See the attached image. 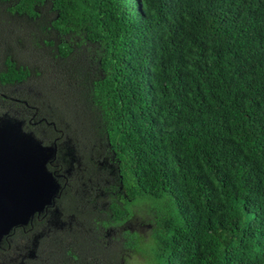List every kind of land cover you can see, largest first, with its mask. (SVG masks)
I'll return each mask as SVG.
<instances>
[{
  "label": "trees",
  "instance_id": "16d2710c",
  "mask_svg": "<svg viewBox=\"0 0 264 264\" xmlns=\"http://www.w3.org/2000/svg\"><path fill=\"white\" fill-rule=\"evenodd\" d=\"M0 13L35 24L25 40L55 79L38 105L64 129L81 87L119 172L111 221L164 204L155 264H264V0H0ZM1 26L0 85H24L30 64L4 50L23 28Z\"/></svg>",
  "mask_w": 264,
  "mask_h": 264
},
{
  "label": "flooded vegetation",
  "instance_id": "af4514ba",
  "mask_svg": "<svg viewBox=\"0 0 264 264\" xmlns=\"http://www.w3.org/2000/svg\"><path fill=\"white\" fill-rule=\"evenodd\" d=\"M38 103L45 101L20 83L0 85V125L18 126L22 136L30 133L42 147L52 150L46 167L56 182L47 202L30 208L25 222L0 236V264H47L56 258L55 264H99L102 251L109 264V252L127 234L125 230L113 235L111 228L128 220L114 223L108 210L119 181L114 154L94 135H78L73 127L64 129L59 119L51 118L55 111ZM94 150L99 151L98 158ZM107 217L109 225L104 224ZM132 239H140L139 234L135 232Z\"/></svg>",
  "mask_w": 264,
  "mask_h": 264
},
{
  "label": "rangeland",
  "instance_id": "374dc122",
  "mask_svg": "<svg viewBox=\"0 0 264 264\" xmlns=\"http://www.w3.org/2000/svg\"><path fill=\"white\" fill-rule=\"evenodd\" d=\"M1 15L0 30L1 25L11 26L8 28L11 33L15 32L19 26L24 30L21 31L23 33L21 36L24 41L23 44L16 42L7 44L4 47L6 53L7 51H12V54L17 58L19 63L26 62L32 68L31 73L33 76L23 86L38 92V88H42V86L51 87L55 79L49 75L51 71L47 62L48 53L33 51L31 44H29V38L25 40L27 33L29 31L31 33L35 24L31 22L28 25H18L16 22H8L10 19L5 15L1 17ZM2 18H7L8 20L1 22L3 20ZM2 29L5 31L4 27ZM1 38L2 36H0V53H2ZM14 48L16 49L15 52ZM90 50H93V48L88 46L78 51L81 56L80 59H84L88 66L93 62L90 59ZM3 68L2 58H0V71ZM51 69L54 71V67H51ZM66 69L70 68L66 67ZM37 72L43 73L44 76L39 78L36 75ZM39 93L43 100L42 92ZM72 93L74 97L70 96L65 101L74 103L73 111H77L78 109L80 111L76 112V114L71 111V114H75V116L72 115L71 118L67 116L68 120L78 135L91 136L93 134L90 129L93 130L92 125L94 126L92 116L88 115L91 113V109L84 102V95L80 86L73 87ZM74 98H76V102L73 101ZM51 118L64 122V115H53ZM21 130L19 128L20 134H22ZM9 144L13 145L14 152L10 150L11 148H9V151L12 154L16 153L15 156L10 155L0 147V189H4L0 197V226H3L0 236L7 232L11 224L25 222L28 218L27 215L29 214L30 208L40 207L47 202L51 194L55 191L56 186L54 178L46 167L48 160L52 156L51 150L48 147L47 149L42 147L30 133H26L24 136L17 135V138L15 137L13 140H10ZM3 147L5 148L6 146ZM42 149H45L44 152ZM105 150L106 147L103 145L100 148V152L103 153ZM93 153L95 158L100 156L98 150H94ZM13 188L19 189L16 192L14 191V195H9L10 192H13ZM139 202L136 203L137 205L135 204L131 207L133 213L126 222L111 228L113 235L117 233L118 236H120L122 231L127 230L126 236L123 238L119 237L117 244L109 252V255L116 256L119 264H155V231H152V229L155 228L156 223L155 215L152 213L153 209L151 208L156 207L159 210H165V206L161 201L153 199H146L145 201ZM14 203V209L10 213H7L5 210L9 209H6V207H12ZM135 232L140 237V239L136 240V246L138 248L136 246H129V243L135 245V240L132 239V235ZM106 258V251H102L98 259L99 264H105Z\"/></svg>",
  "mask_w": 264,
  "mask_h": 264
},
{
  "label": "water",
  "instance_id": "95a60500",
  "mask_svg": "<svg viewBox=\"0 0 264 264\" xmlns=\"http://www.w3.org/2000/svg\"><path fill=\"white\" fill-rule=\"evenodd\" d=\"M1 123L2 124L0 125V147L3 150H5V152L9 153L10 155L15 156L16 153L15 154L10 153L11 151L14 152V148H13V145L9 144V142H10V140H13L15 137L17 138V135L22 136V134H20L18 126H16V127L10 126L11 125L10 123H5V122H1ZM2 145L6 146V147L4 148ZM9 148H11L10 149L11 151H9ZM44 150L45 149H42L43 152H44ZM51 154H52V150H51ZM17 189H19V188H13L12 189L13 192H10L9 195H14V191L16 192ZM1 192H4V189H0V197L2 195ZM51 196H52V194H51ZM51 196H50V198H51ZM12 205H13V203H12ZM14 207H15V203H14V206H12V207H9V206L6 207V209L8 208L9 210H5V211L7 213H10V211L13 210ZM14 224H16V223H14ZM14 224H11L10 227L13 226ZM2 229H3V226H0V233H1Z\"/></svg>",
  "mask_w": 264,
  "mask_h": 264
}]
</instances>
